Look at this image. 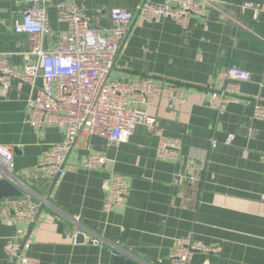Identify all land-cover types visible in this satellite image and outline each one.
<instances>
[{
	"label": "crops",
	"instance_id": "1",
	"mask_svg": "<svg viewBox=\"0 0 264 264\" xmlns=\"http://www.w3.org/2000/svg\"><path fill=\"white\" fill-rule=\"evenodd\" d=\"M223 1L230 18L209 12L207 19L194 18L188 31L172 19L133 22L110 80L149 77L174 84L187 103L177 112L164 96L156 98L148 111L157 132L140 125L119 146L83 131L67 158L65 177L55 185L36 168L48 148L64 142L65 131H37L27 124L32 96L27 84L14 81L9 92L0 88V146L13 150L15 186L26 193L0 200V264H13L5 246L20 242L24 232L27 254L40 264H170L175 241L188 236L221 248L219 254L195 253L191 264H264V121L253 120L255 104L264 103V0ZM244 1L260 6L257 19L251 10L241 13ZM62 2L79 6L101 34L112 28L111 10L135 11L138 5L136 0H50L53 33L44 38V50L55 49L67 29L55 8ZM24 7L25 0H0V54L18 70L35 61L28 36L14 30ZM230 66L251 72L252 81L242 84L239 98L219 114L209 105L210 94L217 73ZM161 135L180 140L178 162L158 159ZM230 135L235 140L226 144ZM95 153L108 158L106 170L83 167ZM112 172L128 180L131 192L125 207L106 213ZM29 203L41 205L39 215L18 224L15 210ZM79 231L93 243H79ZM114 252L120 253L118 260Z\"/></svg>",
	"mask_w": 264,
	"mask_h": 264
},
{
	"label": "built area",
	"instance_id": "2",
	"mask_svg": "<svg viewBox=\"0 0 264 264\" xmlns=\"http://www.w3.org/2000/svg\"><path fill=\"white\" fill-rule=\"evenodd\" d=\"M136 1L135 11L111 10L112 28L107 34L95 30L91 19L76 4L56 3L58 20L66 24L67 29L59 35L58 46L48 51L43 48V40L53 33L47 14L50 0H25L22 17L16 22L14 30L17 34L28 36L30 54L35 61L18 70L8 56L0 54V88L9 92L14 81L27 84L32 90L28 100L27 124L37 131L45 127H59L65 131L64 142L48 148L36 168L49 180L58 181L65 177L67 158L83 131L106 140L111 146H119L127 143L140 125L151 134L157 132V120L148 111L156 98L164 96L177 112H181L186 105L183 90L174 84L159 83L149 77L127 83L110 80L122 45L137 18L149 23L172 19L186 31L192 28L194 18L207 19L209 12L230 18L224 9L228 2L223 0H165L160 5ZM248 10L253 12L254 19L261 13L258 4L244 1L240 11L245 14ZM3 25L4 20L0 17V32ZM39 79L42 80L41 86L38 85ZM251 81V72L237 66L219 71L216 86L210 94V107L223 114L241 95V85ZM253 120L264 121V103L255 104ZM234 140L235 137L230 135L226 144H232ZM157 157L163 161L178 162L181 158L180 140L161 135ZM107 164L108 158L103 153H95L87 158L83 167L103 171ZM14 169L13 150L0 146V179L18 184ZM130 192L128 180L112 172L104 212L111 213L125 207ZM261 202L264 203V196ZM40 208L41 205L36 203L18 207L13 219L18 224L33 222ZM27 236L28 232H24L20 242L6 244L5 251L11 263L40 264L39 260L27 254L30 248ZM86 241L92 240L88 237ZM198 252L219 254L221 248L205 245L192 236L177 239L170 264H191L193 255Z\"/></svg>",
	"mask_w": 264,
	"mask_h": 264
},
{
	"label": "water",
	"instance_id": "3",
	"mask_svg": "<svg viewBox=\"0 0 264 264\" xmlns=\"http://www.w3.org/2000/svg\"><path fill=\"white\" fill-rule=\"evenodd\" d=\"M57 183V179L54 180V185ZM26 196V193L15 186V184L4 180L0 179V200L3 199H18V198H24ZM77 241L79 243L86 242L85 235L82 231H79L77 235ZM90 243H93V240L90 241ZM114 257L117 258V260L120 257L119 252H114Z\"/></svg>",
	"mask_w": 264,
	"mask_h": 264
}]
</instances>
